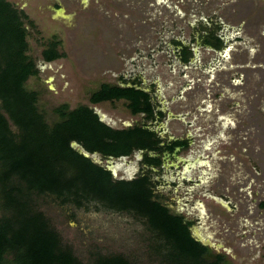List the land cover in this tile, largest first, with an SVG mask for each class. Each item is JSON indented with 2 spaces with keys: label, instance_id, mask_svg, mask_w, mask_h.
I'll return each mask as SVG.
<instances>
[{
  "label": "rangeland",
  "instance_id": "rangeland-1",
  "mask_svg": "<svg viewBox=\"0 0 264 264\" xmlns=\"http://www.w3.org/2000/svg\"><path fill=\"white\" fill-rule=\"evenodd\" d=\"M6 1L27 17L38 73L24 86L37 93L46 123L59 121L54 111L66 104L90 107L113 128L145 125L124 101L89 102L102 84L138 83L162 113L151 128L165 143H186L151 171L158 200L226 264H264V0ZM51 41L63 57L46 62ZM176 43L187 47V62ZM141 156L90 158L129 180L146 171ZM38 202L82 264L98 256L169 264L161 240L130 213L97 202L76 209L47 195Z\"/></svg>",
  "mask_w": 264,
  "mask_h": 264
},
{
  "label": "trees",
  "instance_id": "trees-1",
  "mask_svg": "<svg viewBox=\"0 0 264 264\" xmlns=\"http://www.w3.org/2000/svg\"><path fill=\"white\" fill-rule=\"evenodd\" d=\"M25 19L13 4L0 0V264H82L40 210L42 195L76 209L97 202L108 210L132 214L161 240L158 250L165 247L169 264H226L222 255H213L191 235V222L170 213L155 193L151 168L160 166L163 150L185 147V142L160 146L159 137L144 124L113 129L88 106L69 110L61 105L54 111L59 121L46 123L37 108V93L24 86L38 73L28 55ZM176 45L186 61L187 47ZM57 46L58 42L48 43L42 51L44 61L63 57ZM114 101H124L131 115H141L146 122L155 119L151 96L134 84H102L89 98L92 105ZM72 143L103 158L141 151L142 164L150 170L131 180H116ZM95 264L131 263L122 256H98Z\"/></svg>",
  "mask_w": 264,
  "mask_h": 264
},
{
  "label": "flooded vegetation",
  "instance_id": "flooded-vegetation-1",
  "mask_svg": "<svg viewBox=\"0 0 264 264\" xmlns=\"http://www.w3.org/2000/svg\"><path fill=\"white\" fill-rule=\"evenodd\" d=\"M214 38H217V37H214ZM220 41V40H219ZM207 45H209V44H207ZM181 46H183L182 44H181ZM186 47V46H185ZM178 48H179V50L181 51V47L180 46H178ZM187 62V61H186ZM135 85L137 88H140V89H142L139 85H138V83H136V82H133V83H130V84H127V86H130V85ZM143 91H145L144 89H142ZM146 92V91H145ZM148 93V92H147ZM150 95V94H149ZM151 96V95H150ZM151 102H152V97H151ZM153 104V103H152ZM154 106V105H153ZM154 111H155V119L153 120V121H148L146 124H145V127H147L149 130H151V131H153V132H155L156 133V135L159 137V139H160V146H165V145H168V144H170L171 142H176V141H178V142H185V141H183V140H181V139H172V140H170L169 142H167V143H165V141H163L162 139H161V137H160V135H158V133L154 130V129H152L151 128V125H152V123L153 122H156L157 121V116H159V115H157V113L158 112H161L160 110H156V108H155V106H154ZM99 120H100V118H99ZM101 121V120H100ZM101 122H103V121H101ZM104 123V122H103ZM148 123H150V124H148ZM107 125V124H106ZM109 126V125H108ZM110 127V126H109ZM111 128H113V127H111ZM127 128V127H126ZM113 129H119V128H113ZM121 129H123V128H121ZM184 146L183 145H176V146H174V148H173V150L172 151H168V150H163V152L161 153V157H160V159H161V164H160V166H162V158H164V156H166V155H170V156H173V155H175V153L179 150V149H181V148H183ZM139 153H141L142 154V152L141 151H138ZM94 154H96V153H94ZM151 156H155L154 154H151ZM121 158H124V157H121ZM121 158H113V159H116V160H119V159H121ZM106 161L109 159V158H104ZM141 160H142V156H141ZM159 166V167H160ZM142 168L144 169V170H150V168H148L147 166H145V164H142ZM158 168V167H157ZM154 169H156V168H151V171L152 170H154ZM111 172V171H110ZM114 178V177H113ZM122 180H124V179H122ZM129 180H131V179H129Z\"/></svg>",
  "mask_w": 264,
  "mask_h": 264
},
{
  "label": "water",
  "instance_id": "water-1",
  "mask_svg": "<svg viewBox=\"0 0 264 264\" xmlns=\"http://www.w3.org/2000/svg\"><path fill=\"white\" fill-rule=\"evenodd\" d=\"M71 146L75 149V150H77L79 153H81V154H83L85 157H89L90 158V156L91 155H93V154H88V153H86L79 145H77L76 143H72L71 144ZM111 161V160H113V158H109L108 159V161ZM114 160H116V159H114ZM107 170H109V171H111L110 169H107ZM200 241V240H199ZM201 242V241H200ZM204 246H207L208 244L207 243H203V242H201Z\"/></svg>",
  "mask_w": 264,
  "mask_h": 264
},
{
  "label": "bare ground",
  "instance_id": "bare-ground-1",
  "mask_svg": "<svg viewBox=\"0 0 264 264\" xmlns=\"http://www.w3.org/2000/svg\"><path fill=\"white\" fill-rule=\"evenodd\" d=\"M113 170H114V169H113ZM198 237H199V238H202V237H201L199 234H198ZM203 240L206 242V240H205V239H203Z\"/></svg>",
  "mask_w": 264,
  "mask_h": 264
}]
</instances>
